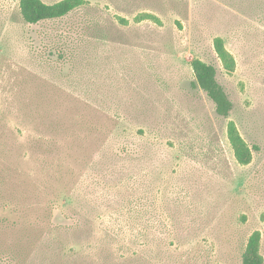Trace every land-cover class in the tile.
<instances>
[{
    "label": "rangeland",
    "instance_id": "obj_1",
    "mask_svg": "<svg viewBox=\"0 0 264 264\" xmlns=\"http://www.w3.org/2000/svg\"><path fill=\"white\" fill-rule=\"evenodd\" d=\"M18 1L0 0V264H241L255 231L264 259V0H83L35 25Z\"/></svg>",
    "mask_w": 264,
    "mask_h": 264
},
{
    "label": "trees",
    "instance_id": "obj_2",
    "mask_svg": "<svg viewBox=\"0 0 264 264\" xmlns=\"http://www.w3.org/2000/svg\"><path fill=\"white\" fill-rule=\"evenodd\" d=\"M84 4L83 0H61L53 4H46L42 0H19L18 9L24 23L35 25L44 21L61 19ZM135 20L137 22L144 20L157 21L156 18L147 14L137 16ZM213 49L222 68L227 73L234 72V58L225 49L221 38L217 37L213 40ZM190 66L195 79L194 85L203 91L213 103L215 113L218 116L228 118L232 110V104L216 80L215 68L198 59L193 60ZM226 137L235 161L241 166L249 165L252 161V150L242 139L235 124L231 121L227 123ZM241 264H264V259L260 254L259 232L255 231L249 236L241 255Z\"/></svg>",
    "mask_w": 264,
    "mask_h": 264
}]
</instances>
